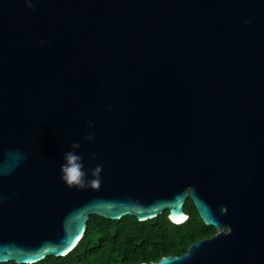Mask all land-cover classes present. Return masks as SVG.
Listing matches in <instances>:
<instances>
[{
  "label": "water",
  "instance_id": "1",
  "mask_svg": "<svg viewBox=\"0 0 264 264\" xmlns=\"http://www.w3.org/2000/svg\"><path fill=\"white\" fill-rule=\"evenodd\" d=\"M32 2L0 0V262L189 198L215 232L139 264H264V0ZM73 142L98 187L61 179Z\"/></svg>",
  "mask_w": 264,
  "mask_h": 264
},
{
  "label": "trees",
  "instance_id": "2",
  "mask_svg": "<svg viewBox=\"0 0 264 264\" xmlns=\"http://www.w3.org/2000/svg\"><path fill=\"white\" fill-rule=\"evenodd\" d=\"M182 208L187 219L179 225L167 219L166 210L143 221L132 216L110 220L89 215L84 232L71 251L59 257L45 256L31 264H139L180 255L191 242L215 232L212 226L201 222L189 198Z\"/></svg>",
  "mask_w": 264,
  "mask_h": 264
},
{
  "label": "clouds",
  "instance_id": "3",
  "mask_svg": "<svg viewBox=\"0 0 264 264\" xmlns=\"http://www.w3.org/2000/svg\"><path fill=\"white\" fill-rule=\"evenodd\" d=\"M24 3L26 7L30 9L34 7L32 0H24ZM245 23L247 24L249 21L246 20ZM88 126L90 128L94 127L91 121L88 122ZM93 135L94 133L89 132L85 135L84 139L91 140ZM79 147V142H73L70 146L71 150L63 154L62 159L64 162L60 165L61 179L68 187H76L78 189H83L89 187L90 185L93 187H98L102 167L97 165L94 168L85 171L83 157L79 154H76L75 152V150ZM92 158L94 159L95 156L93 155ZM88 172H90L91 176L95 178L94 180L89 181L86 179Z\"/></svg>",
  "mask_w": 264,
  "mask_h": 264
},
{
  "label": "snow or ice",
  "instance_id": "4",
  "mask_svg": "<svg viewBox=\"0 0 264 264\" xmlns=\"http://www.w3.org/2000/svg\"><path fill=\"white\" fill-rule=\"evenodd\" d=\"M183 219H185V218H184V217H181L180 220H178L177 222H180V221H182ZM75 239L78 240V239H79V236H77ZM71 247H75V243H73V244L71 245ZM71 247H69V248L67 249V251H71ZM61 254L64 255V254H67V252L65 251V252H62Z\"/></svg>",
  "mask_w": 264,
  "mask_h": 264
},
{
  "label": "rangeland",
  "instance_id": "5",
  "mask_svg": "<svg viewBox=\"0 0 264 264\" xmlns=\"http://www.w3.org/2000/svg\"><path fill=\"white\" fill-rule=\"evenodd\" d=\"M215 230V229H214Z\"/></svg>",
  "mask_w": 264,
  "mask_h": 264
}]
</instances>
